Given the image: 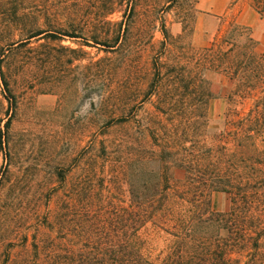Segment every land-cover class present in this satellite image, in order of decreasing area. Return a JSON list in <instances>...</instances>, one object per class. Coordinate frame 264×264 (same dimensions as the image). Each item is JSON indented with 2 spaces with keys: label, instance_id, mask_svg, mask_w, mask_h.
<instances>
[{
  "label": "trees",
  "instance_id": "trees-1",
  "mask_svg": "<svg viewBox=\"0 0 264 264\" xmlns=\"http://www.w3.org/2000/svg\"><path fill=\"white\" fill-rule=\"evenodd\" d=\"M248 1L264 18V0ZM59 19L45 0H0V85L10 107L15 73L2 64L5 50L76 36L74 16L64 15L67 28ZM160 31L145 87L128 90L97 65L93 112L107 119L90 122L72 164L56 165L39 197L22 201L19 182L4 184L0 171V264H264V48L230 20L204 45L174 44L181 52L166 56L185 33L171 36L162 22ZM121 36L92 39L111 45ZM220 95L231 105L211 125L207 104ZM7 131L6 121L0 147ZM214 192L222 208L212 206Z\"/></svg>",
  "mask_w": 264,
  "mask_h": 264
},
{
  "label": "rangeland",
  "instance_id": "rangeland-1",
  "mask_svg": "<svg viewBox=\"0 0 264 264\" xmlns=\"http://www.w3.org/2000/svg\"><path fill=\"white\" fill-rule=\"evenodd\" d=\"M45 2L52 4L64 28V15L74 16L76 36L58 34L14 43L5 50L2 61L15 73V81L10 82L15 103L8 105L0 85V130L6 121L8 129L7 145L0 147V171L4 184L19 182L18 196L22 201L39 197L40 188L53 180L50 171L56 165L72 164L77 146L86 143L91 121L107 119L105 114L93 112L98 94L90 79L97 65H103L102 74L105 69L112 70L117 81H127L123 84L128 90L146 86L143 75L151 70L152 58L161 49L160 22L171 36L185 33L170 44L166 56L181 52L174 44L189 41L195 47L204 45L230 20L247 26L257 49L264 48V18L248 0ZM128 4L132 10L127 13ZM110 7L111 11L102 13ZM117 30L122 33L119 42H93L92 36L96 40L112 38ZM125 75L129 79H124ZM217 82L213 87L220 89ZM229 105L221 95L208 101L211 125L218 123ZM247 106L248 102L234 103L238 109ZM210 198L214 208L224 206L222 193L214 192Z\"/></svg>",
  "mask_w": 264,
  "mask_h": 264
}]
</instances>
